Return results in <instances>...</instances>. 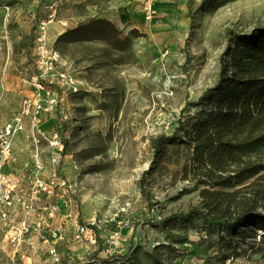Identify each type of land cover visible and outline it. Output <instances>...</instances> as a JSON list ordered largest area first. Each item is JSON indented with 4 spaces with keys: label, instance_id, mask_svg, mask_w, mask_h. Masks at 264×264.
Masks as SVG:
<instances>
[{
    "label": "rangeland",
    "instance_id": "obj_1",
    "mask_svg": "<svg viewBox=\"0 0 264 264\" xmlns=\"http://www.w3.org/2000/svg\"><path fill=\"white\" fill-rule=\"evenodd\" d=\"M84 1L0 0V137L8 122L23 115L4 171L29 205L17 202L15 225H0V264H51L48 248L61 218L62 225L107 221L96 244L59 242L63 264H119L120 252L107 253L104 241L120 216L129 217L133 236L138 234L139 242L126 254L132 258L146 256L153 264H264L262 219L242 220L233 228L189 215L202 206L203 189L222 188L196 183L192 148L185 141L186 129L199 115V98L219 80L222 55L237 37L264 27V0H169L172 10H155L150 20L141 9L144 20L155 23L161 43L153 33H124L106 0L96 12ZM53 11L54 22L60 13L74 20L51 38L45 19ZM43 27L49 47L59 48L72 63L64 67L78 91L56 77L45 78V91H36V40ZM53 100V108H37ZM54 131L63 135L66 202L59 188L45 192L41 182L48 178L34 160ZM162 134L176 138L165 141L157 156L155 140ZM41 154L50 168L47 150ZM55 204L60 207L50 215ZM25 216L30 231L20 235ZM188 237L190 249L183 246ZM162 238L166 244L151 248Z\"/></svg>",
    "mask_w": 264,
    "mask_h": 264
},
{
    "label": "trees",
    "instance_id": "obj_2",
    "mask_svg": "<svg viewBox=\"0 0 264 264\" xmlns=\"http://www.w3.org/2000/svg\"><path fill=\"white\" fill-rule=\"evenodd\" d=\"M197 103L199 115L185 133L190 164L197 184L222 189H203L202 206L189 215L233 228L242 220L264 221V27L227 48L218 82ZM175 138L159 135L157 156Z\"/></svg>",
    "mask_w": 264,
    "mask_h": 264
},
{
    "label": "built area",
    "instance_id": "obj_3",
    "mask_svg": "<svg viewBox=\"0 0 264 264\" xmlns=\"http://www.w3.org/2000/svg\"><path fill=\"white\" fill-rule=\"evenodd\" d=\"M156 0H142V10L145 14L146 19L150 20L154 17V3ZM44 25L46 22L43 23ZM45 29L41 30L37 40H36V50L39 55V72L37 75L32 77V82L36 87V91L41 92L45 91L47 84L44 81L45 78L56 77V79L61 83L68 85L72 90L78 91L79 87L76 85V81L71 76V73L68 69L64 67L61 63L60 54L49 47L45 35ZM49 93V91H48ZM55 100L51 101L49 106L38 105V109H50L53 108ZM40 111V110H38ZM17 119L12 122H8L5 125V128L2 130V135L0 137V225H15L13 223V215L15 214V204L20 202L25 205L23 200V193L16 194L14 185L11 183V177L7 175L4 171L5 163L9 160L10 153L13 150V142L15 136L18 134L19 130L22 128L21 123L23 121V115L16 117ZM20 126V127H19ZM40 134H44L42 131ZM47 139L46 148L40 149L38 147V152L34 155L35 163L43 173V176H47L48 182H41V186L47 194L53 193L55 187L59 188L58 196H60L64 202L67 201L70 188L67 183V178L64 175L62 168V157L64 151V142L63 135L61 132L54 131L50 136H45ZM41 150V152H40ZM47 150L48 159L50 160V168H45V161L43 153ZM45 184V185H44ZM27 208L29 205H25ZM58 204L53 205L50 215H53L54 212L59 208ZM123 211L126 209L123 208ZM65 216L73 217L72 213H66ZM106 220H101L98 218H93L87 222L75 223V228L72 232V238L75 240H85L90 244H96L99 241V233L107 225ZM19 225L22 227L19 230V234L23 235L30 231V225L27 222L26 216L19 222ZM114 228L111 231L110 238L106 239L105 242L109 243V246L106 249V252L115 255L119 252L121 246L127 242V234L123 231L134 230V225L131 219L127 216H120L114 219ZM204 237H207V231L202 233ZM54 239L49 244L48 252L51 258V264H63V257L58 249L57 241L63 240L66 238V234L63 231L55 230L53 232ZM198 238H201L199 235ZM194 240H196L194 238ZM166 240L162 238L159 241L153 242L151 248H156L159 245L166 244ZM185 248H192L193 240L189 237L183 242ZM123 259L119 258V264L123 263Z\"/></svg>",
    "mask_w": 264,
    "mask_h": 264
},
{
    "label": "crops",
    "instance_id": "obj_4",
    "mask_svg": "<svg viewBox=\"0 0 264 264\" xmlns=\"http://www.w3.org/2000/svg\"><path fill=\"white\" fill-rule=\"evenodd\" d=\"M62 4H73L79 0H62ZM61 2V1H60ZM86 2V6L88 7L89 12H96L98 10V7L102 5V0H93V3L88 2L87 0L84 1ZM106 2L109 4V14H111V17L114 19L115 23H117L119 25V29H121L124 33L126 34H131L133 33L135 30H141L145 33H148V35H151L153 33V35L157 38L156 41L158 43H161L164 41V39H162L160 36H156L154 33V28L156 27L155 23H147L143 16L140 14V10L142 9V0H106ZM172 2L169 0H156L154 3V10H156L157 12H162L165 13V11H169L172 10ZM56 13V11H55ZM54 11H53V15H51L50 19L46 20L47 23V30L49 29L50 31V37L54 38L57 35H61L66 27L68 26V23H72L74 18H65L63 13L57 14V22H54L55 18H54ZM49 15V16H50ZM51 45V44H50ZM52 49L56 50L61 57V63L63 65H65L67 68H71L72 63L70 61H68L64 56V54L61 52V50H59V48L52 46ZM62 133V132H61ZM14 155V152H13ZM6 167V165H5ZM73 215V213H72ZM68 221V220H67ZM65 222L64 218L60 219V224L57 228V231H59L60 229H63L64 233L66 234V232L68 234H66V238L63 240H59L57 241V246L59 251L61 250L60 246H59V242L62 241H71V240H75L74 238H72L71 234L75 228V224L74 223H66L65 225H62ZM139 227V226H138ZM137 227V233L139 232V228ZM106 228V227H105ZM104 228V229H105ZM111 228H114V226L112 225ZM104 229L101 230L102 232H104ZM136 230V229H135ZM100 231V232H101ZM124 233L127 234V242L125 244H123L122 246H127V248H123L121 251L119 250L121 257L119 255H117L116 257L123 259L124 263L126 264H153L152 259L147 258L146 256H142L140 258H137L135 255L132 256L131 255H126L127 253H129V249L132 247V250L135 248L136 244L139 242L138 239V234H135V236H133V231L131 230H124ZM111 233V232H110ZM70 236V237H69ZM101 239V238H100ZM105 242V241H104ZM89 243V242H88ZM121 246V247H122ZM110 247V246H109ZM68 248H71L70 245H68ZM131 250V251H132ZM66 251V250H65ZM118 252V253H119ZM62 255V254H61ZM126 255V256H125ZM64 258V254L62 255ZM142 258V262H140L139 260ZM144 260V261H143ZM75 264H80V262L75 263Z\"/></svg>",
    "mask_w": 264,
    "mask_h": 264
}]
</instances>
